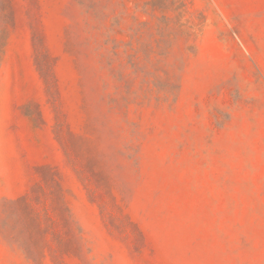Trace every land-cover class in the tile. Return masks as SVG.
<instances>
[{
  "label": "rangeland",
  "instance_id": "1",
  "mask_svg": "<svg viewBox=\"0 0 264 264\" xmlns=\"http://www.w3.org/2000/svg\"><path fill=\"white\" fill-rule=\"evenodd\" d=\"M0 264H264V0H0Z\"/></svg>",
  "mask_w": 264,
  "mask_h": 264
},
{
  "label": "trees",
  "instance_id": "2",
  "mask_svg": "<svg viewBox=\"0 0 264 264\" xmlns=\"http://www.w3.org/2000/svg\"><path fill=\"white\" fill-rule=\"evenodd\" d=\"M7 29L3 27L0 29V65L3 60V54H4V49L6 47L7 41H8V34H7Z\"/></svg>",
  "mask_w": 264,
  "mask_h": 264
}]
</instances>
